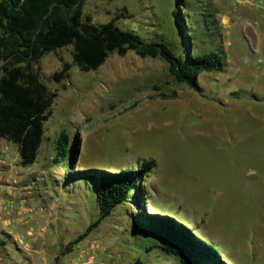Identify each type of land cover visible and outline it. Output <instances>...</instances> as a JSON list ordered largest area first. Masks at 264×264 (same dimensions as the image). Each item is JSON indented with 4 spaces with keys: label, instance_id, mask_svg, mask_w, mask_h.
<instances>
[{
    "label": "rangeland",
    "instance_id": "rangeland-1",
    "mask_svg": "<svg viewBox=\"0 0 264 264\" xmlns=\"http://www.w3.org/2000/svg\"><path fill=\"white\" fill-rule=\"evenodd\" d=\"M258 2L264 6V0ZM255 4L84 0L83 11L92 22L113 19L144 42L165 41L177 54L189 47L194 54L223 50L225 67L200 71L198 88L175 80L163 57L141 56L133 49L124 54L111 50L88 70L73 62L72 45L41 56L40 78L57 95L32 164L20 163L16 142L0 138L2 147L6 143L10 148L5 173L14 177L18 168H53V175L46 174L43 198L56 199V245L82 252L78 264H85L91 238L99 249L90 264H179L157 237L140 232L142 208L193 228L228 264H264V60H257L263 51L253 53L241 28L254 20ZM61 57L71 65L68 76L55 79L52 73L61 67ZM61 130L69 134V143L58 159L48 157ZM76 138L79 147L72 157ZM151 158L155 165L141 180L139 201L132 188L133 202L117 204L76 239L98 217L96 185L102 170L138 168ZM6 239L20 257L14 242Z\"/></svg>",
    "mask_w": 264,
    "mask_h": 264
},
{
    "label": "trees",
    "instance_id": "trees-1",
    "mask_svg": "<svg viewBox=\"0 0 264 264\" xmlns=\"http://www.w3.org/2000/svg\"><path fill=\"white\" fill-rule=\"evenodd\" d=\"M84 0H0V138L17 143L20 163L33 162L37 156L44 121L51 112L56 90H50L40 78L41 56L61 46L72 45V60L80 69L97 67L111 50L124 54L133 49L141 56H160L167 62L173 78L198 88L202 70H222L227 62L223 50L211 48L201 53L177 54L162 40L144 42L132 29H122L114 20L96 24L83 11ZM181 16V15H179ZM61 67L52 73L55 79L68 76L71 62L60 58ZM69 134L61 130L56 139L55 158L65 151ZM79 147L74 140L71 155ZM155 165L153 158L140 167L118 171L102 170L96 185L98 217L90 222L84 236L113 208L133 202L132 188L139 201L142 179ZM140 232L159 239L164 250L174 254L179 264H228L216 248L196 235L176 217L139 209ZM70 246V245H69Z\"/></svg>",
    "mask_w": 264,
    "mask_h": 264
},
{
    "label": "crops",
    "instance_id": "crops-1",
    "mask_svg": "<svg viewBox=\"0 0 264 264\" xmlns=\"http://www.w3.org/2000/svg\"><path fill=\"white\" fill-rule=\"evenodd\" d=\"M253 1L256 3L252 14L254 20L244 21L241 28L244 31L243 36L248 37V44L253 53L262 50L263 55L257 56H264V6L262 7V2L259 4L258 0ZM249 21L252 25H248ZM42 140L43 136L40 144ZM53 146L52 154H48V157L56 154V141ZM9 149L6 143L3 147L0 146V264H62L61 261H65V264H75L76 257L82 252L77 253L69 245L62 250L57 247L60 237L59 225L53 223L54 219H58L53 212L56 199L51 196L47 202L43 198L44 192H47L46 174L53 175V168L49 165L41 166L39 172L18 168L17 176L11 177L5 173V159L9 155ZM38 153L39 147L37 155ZM35 184L36 192L33 190ZM9 199L13 203L12 206L9 205L10 202H6ZM51 225L53 228L48 231ZM6 237L10 242H14L12 243L19 251L20 257L18 254L13 255L14 248L7 245ZM95 249H99L98 243L91 238L89 247L85 250L88 251L86 259H94Z\"/></svg>",
    "mask_w": 264,
    "mask_h": 264
},
{
    "label": "built area",
    "instance_id": "built-area-1",
    "mask_svg": "<svg viewBox=\"0 0 264 264\" xmlns=\"http://www.w3.org/2000/svg\"><path fill=\"white\" fill-rule=\"evenodd\" d=\"M263 59H264V56H257V60H258V61H263ZM9 205L12 206L13 203L10 202ZM78 260H79V259H78V257H77V258L75 259L74 263H75V264H78V262H79ZM90 262H91V259H86V260H84V263H85V264H90Z\"/></svg>",
    "mask_w": 264,
    "mask_h": 264
}]
</instances>
